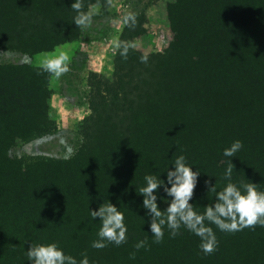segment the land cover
Here are the masks:
<instances>
[{"label":"trees","instance_id":"16d2710c","mask_svg":"<svg viewBox=\"0 0 264 264\" xmlns=\"http://www.w3.org/2000/svg\"><path fill=\"white\" fill-rule=\"evenodd\" d=\"M107 1L80 0L79 11L90 16L99 5L104 12ZM73 2L0 0V50L23 56L0 63V264H31L30 246L53 242L89 264H264L260 225L225 232L211 224L218 243L209 254L183 225L174 236L165 225L163 240L154 242L140 195L145 175L166 179L184 155L201 171L190 203L203 213L215 201L205 180L217 191L229 183L231 158L223 149L237 139L243 148L232 158L231 182H253L264 192V0H174V15H183L172 48L145 53L131 46L123 56V45L145 32L143 17L130 15L135 20L124 22L112 69L88 76L89 112L72 153L12 154L19 141L55 133L52 74L30 60L80 37ZM108 202L125 214L127 239L94 248L102 221L89 208ZM141 240L146 244L137 248Z\"/></svg>","mask_w":264,"mask_h":264},{"label":"clouds","instance_id":"9594fccd","mask_svg":"<svg viewBox=\"0 0 264 264\" xmlns=\"http://www.w3.org/2000/svg\"><path fill=\"white\" fill-rule=\"evenodd\" d=\"M71 8L77 10L78 15L74 20L78 27H87L91 22L88 14L80 12V0H74ZM132 16L125 17V22ZM134 45L125 44L122 47L121 55L126 56L129 47ZM116 48H121L120 42H115ZM72 59L67 46L57 48L54 52L44 53L40 60V68L52 74L56 79L69 70V63ZM146 61L147 57H141ZM243 148V142L239 139L233 141L230 146L223 149V156L231 158L228 160V167L224 171V177L229 181L220 191H217L215 184L205 180V185H210L208 191L215 193V201L205 207L203 213L197 212L194 203H190L194 196L201 171L193 165L188 164L184 155H179L172 167L167 168L166 179L161 175H145V186L140 188V195L143 197L142 207L146 210L145 216L150 217L148 226L154 237V242L159 243L164 238V226L171 229V235H176L177 230L183 225L196 236L200 237V249L209 254L216 250L217 238L211 224H215L220 231L236 232L244 228H254L256 225L264 226V192L258 191L256 183H233L231 182L233 169V157ZM170 185V186H169ZM163 190L161 194L160 190ZM158 200L167 204L161 210ZM93 219L99 218L102 226L99 229V239L93 241L92 247L103 248L105 241L114 242L120 245L126 241L128 231L125 223V214L111 202L100 204L98 210H91ZM166 213V214H165ZM208 221L209 224H206ZM146 241L141 240L136 244L137 248L144 247ZM27 261L31 264H89L87 256L79 262L71 255L64 252L57 243L39 244L30 246L27 250Z\"/></svg>","mask_w":264,"mask_h":264},{"label":"rangeland","instance_id":"374dc122","mask_svg":"<svg viewBox=\"0 0 264 264\" xmlns=\"http://www.w3.org/2000/svg\"><path fill=\"white\" fill-rule=\"evenodd\" d=\"M173 2L174 0H108L104 12L99 5L90 8L91 22L87 27H81L78 39L59 44L52 51L33 54L30 64L39 66L44 53L67 46L72 59L66 73L58 79L52 75L50 77L49 116L56 125L55 133L32 141H19L11 153L25 158L70 155L79 143V121L89 112L88 76L91 71L107 73L112 69L115 42H118L125 17H143L145 32L133 41L137 49L145 53L169 51L176 42L173 26L183 15V10L174 15ZM22 60L23 56L19 52L0 50V63H18ZM83 109L86 113L81 115Z\"/></svg>","mask_w":264,"mask_h":264},{"label":"crops","instance_id":"0c3cea01","mask_svg":"<svg viewBox=\"0 0 264 264\" xmlns=\"http://www.w3.org/2000/svg\"><path fill=\"white\" fill-rule=\"evenodd\" d=\"M94 64V63H93ZM93 69V68H92ZM84 110V109H83ZM86 113V110L84 111H81V115L85 114Z\"/></svg>","mask_w":264,"mask_h":264}]
</instances>
